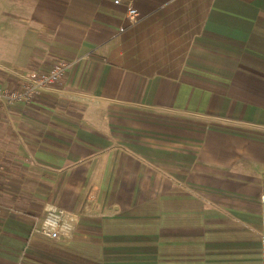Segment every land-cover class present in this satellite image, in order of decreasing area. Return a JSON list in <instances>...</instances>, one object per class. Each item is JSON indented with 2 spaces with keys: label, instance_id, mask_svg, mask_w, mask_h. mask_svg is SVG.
<instances>
[{
  "label": "crops",
  "instance_id": "1",
  "mask_svg": "<svg viewBox=\"0 0 264 264\" xmlns=\"http://www.w3.org/2000/svg\"><path fill=\"white\" fill-rule=\"evenodd\" d=\"M116 1L0 0L1 88L72 63L0 102V264H264V0Z\"/></svg>",
  "mask_w": 264,
  "mask_h": 264
},
{
  "label": "built area",
  "instance_id": "2",
  "mask_svg": "<svg viewBox=\"0 0 264 264\" xmlns=\"http://www.w3.org/2000/svg\"><path fill=\"white\" fill-rule=\"evenodd\" d=\"M119 2L120 0H117L116 4H119ZM139 18L138 10L130 6L128 9L130 23L135 24ZM71 66V62L60 61L48 70L31 72L30 76L19 87H0V102L9 104L21 103L27 106L33 105L42 92L63 81ZM1 183L2 179L0 175V186ZM10 216V211L0 208L1 219H7ZM77 221V217L70 211L49 205L45 209L41 225L34 227V233L37 236L52 241L72 239L75 234Z\"/></svg>",
  "mask_w": 264,
  "mask_h": 264
}]
</instances>
